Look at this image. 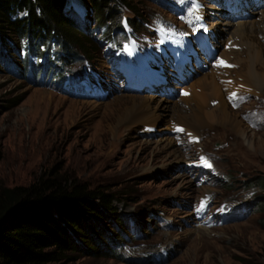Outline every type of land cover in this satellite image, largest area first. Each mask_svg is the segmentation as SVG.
<instances>
[{
	"label": "rangeland",
	"instance_id": "374dc122",
	"mask_svg": "<svg viewBox=\"0 0 264 264\" xmlns=\"http://www.w3.org/2000/svg\"><path fill=\"white\" fill-rule=\"evenodd\" d=\"M67 6L66 13L81 21L73 52L81 54L82 48H92L87 58L107 73L105 48L87 34L95 24L94 12L84 0H69ZM132 6L135 12L123 11L139 32L151 33V42H155L152 51L159 50L155 40H160L162 33L184 28L182 19L168 6L152 0H132ZM253 12L249 10L244 19L250 20ZM205 17L212 22L218 39L226 43L237 20L220 22L219 13ZM10 41L19 47L17 36L10 35ZM232 47H217V65L211 69L198 65L185 84L188 96L175 99L113 88L100 100L68 96L13 75L11 63L0 59V182L6 186L28 184L56 167L113 195L118 216L126 218L124 228L114 219L103 223L106 234L120 242L116 253L104 238L95 253H67L55 264H264V210L256 205L235 210L264 194L257 186L260 178L264 179V125L250 127L243 119L247 112H261L264 119V85L245 88L235 74L241 70L240 63L219 67L223 53L244 51L241 46ZM160 51L163 55L150 58L159 62L161 56L169 57L167 49ZM8 54L15 57L12 51ZM208 75L214 76L208 87H217L214 94H207L210 89L197 82ZM195 90L207 94L200 100L205 111L218 114L222 97L229 119L190 125L196 106L190 97ZM232 93L229 103L225 95ZM243 93L249 95L247 100L235 105L233 99ZM131 100L138 102L137 117L118 122L126 109L133 107ZM145 125H154L156 132L146 134ZM177 126L183 131L173 135ZM205 153L220 179L209 180L207 170L186 168ZM208 201L212 208L220 206L219 216L214 226L201 227L194 210L200 211ZM128 216L137 219L144 236L132 238ZM163 251L168 253L165 259Z\"/></svg>",
	"mask_w": 264,
	"mask_h": 264
},
{
	"label": "trees",
	"instance_id": "16d2710c",
	"mask_svg": "<svg viewBox=\"0 0 264 264\" xmlns=\"http://www.w3.org/2000/svg\"><path fill=\"white\" fill-rule=\"evenodd\" d=\"M84 2L94 12V25L106 26L108 34L120 28L123 10L135 12L132 0ZM66 4L67 0H0V59H15L8 54L18 48L8 42L10 35L18 41L25 37L31 47L41 43L47 50L55 49L64 61L80 55L73 52L80 26L66 13ZM92 53L90 47L81 49L85 57ZM260 179L257 186L264 191ZM113 202L114 196L99 186L90 187L56 167L28 184L0 182V264H55L67 253H95L104 238L116 253L120 242L106 234L103 223L114 219L123 228L127 224ZM255 205L264 210V194L256 197ZM117 257L123 261L120 254Z\"/></svg>",
	"mask_w": 264,
	"mask_h": 264
},
{
	"label": "bare ground",
	"instance_id": "6f19581e",
	"mask_svg": "<svg viewBox=\"0 0 264 264\" xmlns=\"http://www.w3.org/2000/svg\"><path fill=\"white\" fill-rule=\"evenodd\" d=\"M254 11L255 12H253V16L250 20L240 19L235 21L236 23L231 26L232 29L229 31V35L231 37L228 38L227 41L230 40L231 45L233 47L241 46L242 48H244V51L241 52L240 50H234V51L225 52L220 56L219 59L224 63H228V62H234L238 64L240 63L239 67L241 65V70L239 69L238 73L234 72L237 76V79H239L242 82L245 88L248 87V88L258 89L259 87L264 85V6ZM237 33L240 34L239 38L237 36ZM226 72H230V71L226 70ZM213 78H214L213 75H211V77L209 75L207 77L204 76L200 81H197L198 85L200 87L208 88L211 84L210 80H212ZM204 88H200V89L203 90ZM216 88L214 87L208 88L210 89V92H208L207 94L215 92ZM197 92H198L197 90L192 92V97H190L195 101V105H196L195 111L192 113L193 122L192 124L190 123V125L197 124L203 126L208 124L207 123L208 120H213V121L217 120L219 122H223L229 119L230 113L228 109H226V105L222 97H219L220 105L218 109L219 112L217 114L212 111L209 112L202 109V103H203L201 102L203 100L202 96H207V94L197 93ZM152 96L155 97L154 95ZM131 104H133V107L130 109L127 108L125 113L122 116H120L119 119L117 120L118 122L121 121L123 122L129 119H131L132 121L137 117L136 113L138 112L139 109L138 108L139 105H137L138 102L135 100H131ZM140 113L142 114L143 112ZM245 132L246 131L244 130H242L241 132L244 138L246 137Z\"/></svg>",
	"mask_w": 264,
	"mask_h": 264
},
{
	"label": "snow or ice",
	"instance_id": "6c2138e0",
	"mask_svg": "<svg viewBox=\"0 0 264 264\" xmlns=\"http://www.w3.org/2000/svg\"><path fill=\"white\" fill-rule=\"evenodd\" d=\"M222 66H228V65H225L223 61H220L219 62ZM233 96L235 95L234 93L232 94ZM177 131H183L182 129H176Z\"/></svg>",
	"mask_w": 264,
	"mask_h": 264
},
{
	"label": "clouds",
	"instance_id": "9594fccd",
	"mask_svg": "<svg viewBox=\"0 0 264 264\" xmlns=\"http://www.w3.org/2000/svg\"><path fill=\"white\" fill-rule=\"evenodd\" d=\"M253 205H255V201H250Z\"/></svg>",
	"mask_w": 264,
	"mask_h": 264
}]
</instances>
